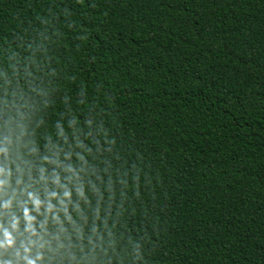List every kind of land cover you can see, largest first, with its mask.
<instances>
[{"label":"trees","instance_id":"16d2710c","mask_svg":"<svg viewBox=\"0 0 264 264\" xmlns=\"http://www.w3.org/2000/svg\"><path fill=\"white\" fill-rule=\"evenodd\" d=\"M0 169L84 185L44 264H264V0H0Z\"/></svg>","mask_w":264,"mask_h":264},{"label":"clouds","instance_id":"9594fccd","mask_svg":"<svg viewBox=\"0 0 264 264\" xmlns=\"http://www.w3.org/2000/svg\"><path fill=\"white\" fill-rule=\"evenodd\" d=\"M65 171L70 174L67 180L62 181L59 174L51 181L41 176L33 181L36 187H23L22 179L14 187L11 171L5 174L0 169V210L10 213L6 223L0 220V250L10 251L14 257L0 264H44L45 244L40 233L47 234L50 224L63 227L67 221L74 225V215L83 211L82 203H91L80 177L71 169ZM40 192L47 193L46 199H41ZM14 204L18 212L13 211ZM37 217L44 220L38 221ZM25 235L27 239H21Z\"/></svg>","mask_w":264,"mask_h":264}]
</instances>
